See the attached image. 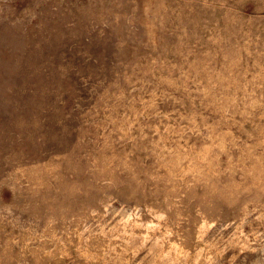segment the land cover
<instances>
[{
  "label": "rangeland",
  "instance_id": "obj_1",
  "mask_svg": "<svg viewBox=\"0 0 264 264\" xmlns=\"http://www.w3.org/2000/svg\"><path fill=\"white\" fill-rule=\"evenodd\" d=\"M0 264H264V0H0Z\"/></svg>",
  "mask_w": 264,
  "mask_h": 264
}]
</instances>
